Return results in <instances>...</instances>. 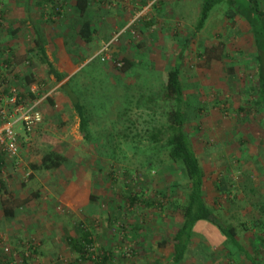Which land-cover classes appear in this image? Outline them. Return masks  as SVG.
I'll return each mask as SVG.
<instances>
[{"label":"rangeland","instance_id":"374dc122","mask_svg":"<svg viewBox=\"0 0 264 264\" xmlns=\"http://www.w3.org/2000/svg\"><path fill=\"white\" fill-rule=\"evenodd\" d=\"M43 1L44 21L58 28L65 3ZM203 2L91 0L108 11L124 9L120 26L107 39L108 52L90 54L91 47L82 46L70 58L51 55L65 72L83 64L68 85L85 109L91 134L86 140L72 105L65 100V108L57 110L60 94L67 95L36 47L27 46L32 25L9 22L8 8H17L19 0H0V110L12 112L11 89L23 104L33 101L29 90L35 100L44 98L41 124L31 134L20 122L16 126L18 155L0 152V179L15 195L33 198L13 218L0 212V264H99L102 252L109 264H175L170 241L183 221L178 204L185 201L188 184L180 164L169 159L165 141L156 143L151 134L154 126L166 124L172 108L166 83L187 39L179 74L184 128L205 172L204 196L218 223L237 227L251 256L227 243L214 225L201 223L180 264H264V240L258 238H264V110L255 92L259 51L247 21L228 18L231 0H221L196 32ZM259 4L264 9V0ZM18 15V10L12 14ZM18 24L22 38L14 32ZM7 34L25 40L23 50L10 47ZM7 58L12 59L4 63ZM124 59L132 62L127 72L120 71ZM50 149L66 163L55 171H33ZM130 195L150 205H131ZM81 229L94 239L83 256L66 238Z\"/></svg>","mask_w":264,"mask_h":264},{"label":"trees","instance_id":"16d2710c","mask_svg":"<svg viewBox=\"0 0 264 264\" xmlns=\"http://www.w3.org/2000/svg\"><path fill=\"white\" fill-rule=\"evenodd\" d=\"M90 0H76L77 9L80 16H83L88 9ZM221 2V0H204L200 17L198 18L195 26V31L199 32L206 24L207 19L212 9ZM248 5L235 4L234 0H231V6L234 9H229L227 16L233 19L235 15H240L249 24L256 47L259 51L257 55V77L258 88L255 92H258L257 105L260 106V110H264V11L258 6L256 0H247ZM2 15H4L2 13ZM19 28H15L14 32L17 33ZM81 36L84 40L91 38V25L88 21L83 22L81 28ZM190 39L180 48L174 68L169 73L168 81L166 83L167 99L172 102V108L166 113V124L161 127L154 126L151 134L152 140L156 143L165 141L164 145L167 149V154L170 160L174 163H179L181 169L186 177L188 184V192L186 199L182 204H178L183 217L181 226L177 232L173 235L170 243L172 245L171 261L175 264H180L188 258L190 245L195 235L196 227L201 223H210L217 227L219 231L224 235L227 243L233 244L237 247V250L246 256L249 253L243 248L238 239L237 227L234 225H222L217 222L213 209L206 202L204 196L205 185V172L202 167L199 156L197 155L191 138L185 131V115L183 113V86L179 80L180 68L182 64L183 52L187 49ZM35 45L38 49L39 56L42 63L47 68V73L53 76L57 82H61L65 79V76L61 74L49 59L44 46V39L36 35ZM12 58H7L4 63L9 62ZM125 65L120 68L121 72H127L132 66V62L128 59L123 60ZM117 62L114 64L116 67ZM234 69H229V74H233ZM33 79L28 78V83L31 84ZM63 90L70 97L73 109L79 119V131L84 136V139H90V132L88 131L89 122L85 116L84 106L74 100L73 92H70L69 85H63ZM19 95V94H18ZM29 95L33 101H36V96L29 90ZM31 101V102H33ZM30 103V102H29ZM242 110V109H241ZM3 154H6L0 150ZM66 157L57 150L50 149L41 158L39 164L32 165L33 171L37 172H50L61 168L66 163ZM33 198L28 197L22 199L20 196L15 195L7 187L3 179H0V212L6 218H13L16 215V209L18 207L26 205L32 201ZM129 201L131 205L137 203L149 202L139 198L137 195H130ZM67 243L70 248L78 255L83 256L87 253V247L94 245V239L90 232L86 229H81L77 237L67 236ZM259 240H264L259 236ZM166 244V242H162ZM251 256V255H249ZM253 258V257H252ZM254 259V258H253ZM252 259V260H253ZM110 256L106 252H102L100 256L99 264H109Z\"/></svg>","mask_w":264,"mask_h":264},{"label":"crops","instance_id":"0c3cea01","mask_svg":"<svg viewBox=\"0 0 264 264\" xmlns=\"http://www.w3.org/2000/svg\"><path fill=\"white\" fill-rule=\"evenodd\" d=\"M54 1L65 3V10L63 11L65 15V20L62 23H58V28H56L57 24L47 25V22L44 21L45 10L42 13V9L44 6L43 0H19L17 8L13 9L12 6L11 8L9 6L8 19L11 23L13 21L19 20L22 26L26 24L32 25L33 28L30 27L32 31L30 32V34H27V36L31 35L33 39L31 44L27 43V46L29 45V48L36 47L35 38L37 34L44 39V46L46 48V52L48 54L49 59L53 62L56 69L61 74L66 75L65 79L58 84L59 86L61 85V87L63 88V85H66L68 84V82H70V79H72L76 75V71L80 70L83 64L78 66V69L74 66H69V68H67L68 71L65 72V68L60 66V62H54L53 57L51 55L54 53H58L60 56L66 54L70 58L68 54L73 52V50L77 51L78 49H81L82 46L89 48L91 47L89 49L90 54L93 52L99 54L102 51V43H106L107 39L111 36L113 30L115 31L120 26H118L117 23L122 20V13H124V9H114V11L109 10V12L104 6L97 7L96 5L91 4L90 0L88 9L85 11L83 16H80L76 5V0ZM256 1L258 3L259 8L264 11V9H262L261 5L259 4L261 0ZM17 10L19 15L17 17L12 16V14L14 15V12H17ZM107 14H113L114 16H112L111 18H107ZM46 18L47 16H45V19ZM53 21H56V18L53 17ZM85 21H88L91 25L92 35L88 41L84 40L80 33L82 24ZM102 25H104L105 28L108 27L110 31L107 32L104 30L105 28L102 29ZM19 26V24L16 25V28H18ZM17 34L20 35V38L25 36V32L22 30H18ZM7 36L8 40L10 41V47L14 48L15 50L20 47V50H23L24 44H26L24 38L23 42L22 40L18 41L17 36H14L13 38H11V36L8 34ZM60 96V101L56 103L57 110H62L63 108H65V104L63 103V101L65 100L68 106L72 105L71 99L68 95L65 97L64 94L61 93ZM43 100L44 98H41L39 101L41 102Z\"/></svg>","mask_w":264,"mask_h":264},{"label":"built area","instance_id":"2783aa9c","mask_svg":"<svg viewBox=\"0 0 264 264\" xmlns=\"http://www.w3.org/2000/svg\"><path fill=\"white\" fill-rule=\"evenodd\" d=\"M111 43L105 44L102 52H108ZM10 91L12 112L8 113L5 109L0 110V150L10 156H16L19 153L18 138L21 136L16 130L17 124L20 122L25 133L31 134L41 124L43 116L39 100L23 104L22 99L17 98V91L15 89Z\"/></svg>","mask_w":264,"mask_h":264}]
</instances>
